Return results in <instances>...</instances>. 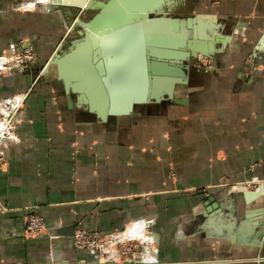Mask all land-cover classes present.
<instances>
[{"label": "crops", "instance_id": "obj_1", "mask_svg": "<svg viewBox=\"0 0 264 264\" xmlns=\"http://www.w3.org/2000/svg\"><path fill=\"white\" fill-rule=\"evenodd\" d=\"M19 1L0 0V55L25 40L36 59L23 73L0 74V100L34 87L19 137L2 147L0 264H93L72 243L77 228L133 230L138 221L157 237V262L143 264H264V0H199L191 15L179 1L172 16L201 15L212 66L190 68L180 103L105 120L76 96L70 107L47 72L33 85L71 43L62 40V8ZM246 180L263 185L232 186ZM32 212L59 237H27Z\"/></svg>", "mask_w": 264, "mask_h": 264}, {"label": "water", "instance_id": "obj_2", "mask_svg": "<svg viewBox=\"0 0 264 264\" xmlns=\"http://www.w3.org/2000/svg\"><path fill=\"white\" fill-rule=\"evenodd\" d=\"M174 1L103 0L85 6L80 12L96 13L81 20V36L68 50L57 51L43 72L55 65V81L69 106L76 96L77 107L89 108L100 120L129 114L137 105L180 103L177 86L187 83L190 68L211 67L200 56L210 57L212 50L201 42V15L172 16Z\"/></svg>", "mask_w": 264, "mask_h": 264}, {"label": "built area", "instance_id": "obj_3", "mask_svg": "<svg viewBox=\"0 0 264 264\" xmlns=\"http://www.w3.org/2000/svg\"><path fill=\"white\" fill-rule=\"evenodd\" d=\"M74 25L75 23L72 26ZM35 52V47L30 41L25 43V40H21L19 43L11 45L0 55V70L9 74L16 73V69L25 70L33 62ZM3 159L0 155V165H2ZM243 183L248 184L249 187L256 182L246 180ZM243 183H238V185ZM238 185H233V187L237 188ZM133 225L134 229H130V232H127V229L100 231L77 228L72 235V243L77 250L89 253L101 263L157 262L153 253L154 247L157 246V237L151 229L150 223L138 221ZM52 228L45 217L36 212L28 214L24 219L23 231L27 237L47 235L51 241H54L59 235L54 233ZM145 228L148 233H145ZM143 236L145 240L140 241ZM143 243L145 248L142 250L140 247Z\"/></svg>", "mask_w": 264, "mask_h": 264}, {"label": "rangeland", "instance_id": "obj_4", "mask_svg": "<svg viewBox=\"0 0 264 264\" xmlns=\"http://www.w3.org/2000/svg\"><path fill=\"white\" fill-rule=\"evenodd\" d=\"M198 1L199 0H184L183 3L181 4L182 5L181 8L186 7V6H187V8L185 9L186 11L183 12L181 15L194 14L196 12L198 6H199ZM54 2H55V0H22V1H19L17 3L21 4L22 8H27V9H31V10H34L36 8H40V9H43L47 13H52L54 11L56 12L58 7L62 8L63 9V15L65 18V26H63L65 31H64L62 40L66 41L65 43H67L68 41L71 43L73 40L78 39L81 36L79 33L80 30L82 29L81 21L80 20L75 21V16L78 15V11H77V9H71L69 7L67 8L66 6H63V5H53L55 7V8H53L52 4ZM213 3H215L217 5H221L223 3V1H221V0H210L209 4H213ZM18 4H17V6H18ZM64 7H66V8H64ZM174 11L172 14L178 15V12L177 11L174 12ZM95 12H96L95 10H88V11L83 10L79 13L78 16H79V18L81 17L85 20H88L95 14ZM74 23H76V24L73 27L72 25ZM77 23H80V25H78ZM68 26H71L70 29H68ZM35 59H36V52L34 54L33 62L35 61ZM200 61L206 63L207 66H212V61H210L207 57H201ZM247 61H249V60H247ZM32 63L25 70L19 71L16 69L15 72L16 73H23V72L29 70L32 67ZM36 72L37 73L35 74L33 85H36V83L38 81H42V77L44 78L43 69L36 70ZM47 73H49L52 76H56V67L51 66ZM0 74H9V73L0 70ZM53 80H55V78ZM33 87H31L30 89H27L25 91L15 93V94L11 95L10 97H7L3 100H0V155L4 158L2 165H4L6 163V159H5V156L3 155L2 147L6 143H8L9 141H14L19 137L18 125L23 120L24 104H25V101H26L30 91L33 89ZM141 106H143V105H141ZM2 165H0V166H2ZM224 182H225V180H224ZM234 185H238V184H234ZM241 189H243V188L241 187ZM245 189H247V188H245ZM119 231H121V230H119ZM146 232L148 233L147 228H145V233ZM144 240H145L144 236L141 237L140 241H144ZM140 248L143 250L145 248V244L143 243Z\"/></svg>", "mask_w": 264, "mask_h": 264}, {"label": "bare ground", "instance_id": "obj_5", "mask_svg": "<svg viewBox=\"0 0 264 264\" xmlns=\"http://www.w3.org/2000/svg\"><path fill=\"white\" fill-rule=\"evenodd\" d=\"M100 1H102V0H55V2L52 4V5H63V6H66L67 8L69 7V8H71V9H77V11H78V15H79V13H80V10L82 9V8H84L85 6H87V5H92V6H96V5H98V3H100ZM179 1H181V0H175L174 2H172L169 6V9H173L176 5H177V3H179ZM58 7V6H57ZM66 7H64V8H66ZM59 8V7H58ZM74 15V14H73ZM72 15V16H73ZM78 15H76L75 16V21H78L79 20V16ZM73 18V17H72ZM74 19V18H73ZM74 21V22H75ZM71 27V26H70ZM70 27H69V29H70ZM206 64V63H205ZM51 66H55V65H51ZM50 66V67H51ZM56 67V66H55ZM49 71V70H48ZM180 86V85H179ZM178 87V86H177ZM68 97V96H67ZM256 181V180H255ZM263 182L262 181H256V184H258V185H260V184H262ZM240 185V187L242 186V185H245V187L246 188H248V184H246V183H243V184H239ZM238 185V186H239ZM263 185V184H262ZM236 189H238V187L236 188ZM239 189H241V188H239ZM134 229V228H133ZM127 232H130V230H127ZM143 261V260H142ZM111 263H113V262H111ZM139 263H141V262H138V264Z\"/></svg>", "mask_w": 264, "mask_h": 264}, {"label": "flooded vegetation", "instance_id": "obj_6", "mask_svg": "<svg viewBox=\"0 0 264 264\" xmlns=\"http://www.w3.org/2000/svg\"><path fill=\"white\" fill-rule=\"evenodd\" d=\"M95 13H96V12H95ZM79 20L81 21V20H85V19H83V18L80 17ZM79 20H78V21H79ZM75 24H76V23H75ZM77 24L80 25V23H77Z\"/></svg>", "mask_w": 264, "mask_h": 264}]
</instances>
